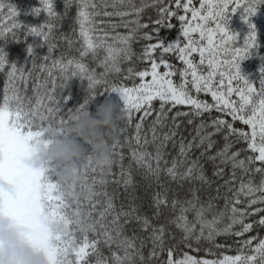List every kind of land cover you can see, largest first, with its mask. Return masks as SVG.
Segmentation results:
<instances>
[{"label":"snow or ice","instance_id":"6c2138e0","mask_svg":"<svg viewBox=\"0 0 264 264\" xmlns=\"http://www.w3.org/2000/svg\"><path fill=\"white\" fill-rule=\"evenodd\" d=\"M40 4L32 14L49 21L21 31L0 0V41L40 37L48 52L28 46L29 70L0 47V217L48 264H264V67L256 83L241 74L264 0H65L74 26L59 37L53 0ZM237 13L250 29L243 46L228 27ZM173 20L181 38L164 43L155 34ZM61 41L77 55L56 56ZM73 78L88 81V95L63 111ZM112 94L121 124L109 161L86 157L71 188L58 170L29 166L50 130L62 134ZM57 222L66 236L50 231Z\"/></svg>","mask_w":264,"mask_h":264},{"label":"clouds","instance_id":"9594fccd","mask_svg":"<svg viewBox=\"0 0 264 264\" xmlns=\"http://www.w3.org/2000/svg\"><path fill=\"white\" fill-rule=\"evenodd\" d=\"M118 114L119 106L111 98L99 104L94 113L88 109L81 111L62 134L55 130L47 133L53 142L36 145L29 166L58 170L60 181L71 188L79 182V167L86 157L90 155L97 164L111 159L109 133L117 125ZM4 187L7 189V185ZM69 198L74 196L70 193ZM50 231L62 237L68 233L60 222L50 225ZM0 264H48V261L43 252L28 244L21 229L8 218L0 217Z\"/></svg>","mask_w":264,"mask_h":264},{"label":"trees","instance_id":"16d2710c","mask_svg":"<svg viewBox=\"0 0 264 264\" xmlns=\"http://www.w3.org/2000/svg\"><path fill=\"white\" fill-rule=\"evenodd\" d=\"M4 2L11 3L17 9L19 15L17 16V21L22 25L21 31H26L28 27H39L43 24H46L49 21V17L47 14L41 12L38 16L33 15V10L36 8H40V0H4ZM139 2V0H137ZM54 11L62 17L59 26L56 29L57 37L61 36L62 34L71 35L72 27L74 26V16H75V7L71 9V11L65 15V0H53ZM198 6V4H197ZM259 11L261 14L259 15L258 24L262 25V31L257 32V42L255 43L256 46L252 48V53L248 55V58L241 62V74L245 76L250 82L256 83L259 81L261 77L260 69L264 67V5L259 7ZM149 14L155 15L154 11L149 10ZM239 13L233 15L230 19L229 23V30L233 31L236 25V18ZM4 23L7 24L9 21L7 19L4 20ZM172 23L175 25V28H167L162 27L159 29L158 33L155 35L158 36L159 40L163 41L164 43H174L176 40L180 39V32H179V24L177 21L173 20ZM119 31H124L120 29ZM260 34V35H259ZM21 41H23V37H20ZM31 46L36 55L38 56H46L47 46L43 44V41L40 37H28L26 44L25 43H15L11 40L7 44L4 41H0V47L4 48L6 53V57L9 62L16 63L17 65H26L29 70H31V61L28 57L26 48ZM79 45H76L78 47ZM142 45L136 44L134 45V49L136 51L141 50ZM64 51L66 54L70 55H77L75 52L68 53L67 45L60 42V47L58 48L57 52L55 53L56 56L60 55V52ZM258 57L263 59V62L258 61ZM87 63L90 66H94L91 62V58H86ZM170 62L180 66V62L177 60H171ZM42 63V61H41ZM51 62L49 61V64ZM260 66V68H259ZM259 68V69H258ZM99 71V69H98ZM178 79V78H177ZM6 80V76L4 73L0 72V102H2V90L3 84ZM88 81L81 80L80 78H73L68 86L62 91V97H70L67 100V103L62 101L61 107L63 111L73 110L75 111L85 100L86 96L88 95ZM28 95H33L31 90H29ZM106 98H111L115 101L118 106L120 105L121 101L116 94H112L111 97L108 96H98L92 103L89 104L88 110L92 113L95 112L96 107L101 104ZM210 99V98H209ZM158 105V102H156ZM121 122L118 120L117 125H120ZM239 126V125H238ZM87 147V146H85ZM127 159L125 160V164H127ZM111 190V186L109 188ZM259 231V230H258ZM201 258H206L204 254H200ZM214 258V257H213Z\"/></svg>","mask_w":264,"mask_h":264},{"label":"rangeland","instance_id":"374dc122","mask_svg":"<svg viewBox=\"0 0 264 264\" xmlns=\"http://www.w3.org/2000/svg\"><path fill=\"white\" fill-rule=\"evenodd\" d=\"M260 14H261V11H259V8H258L256 15L251 17V22L255 26L256 34L258 31H260V30L262 31V25L260 26V24H258V22L260 23V21H259V17H260L259 15ZM232 32L238 35L237 46H243L245 39L249 35L250 29L248 28V25L241 20L240 13H239V15H237L236 25H235ZM256 42H257V35H256ZM250 54H253L252 49H250L248 55H250ZM257 59L259 62H263V59H261V57H258ZM259 68H260V66H259Z\"/></svg>","mask_w":264,"mask_h":264}]
</instances>
